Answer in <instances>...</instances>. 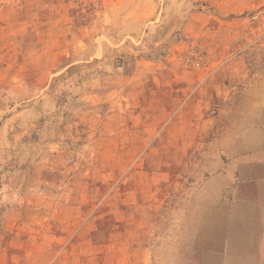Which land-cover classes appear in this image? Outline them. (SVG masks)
Returning <instances> with one entry per match:
<instances>
[{
    "label": "rangeland",
    "instance_id": "obj_1",
    "mask_svg": "<svg viewBox=\"0 0 264 264\" xmlns=\"http://www.w3.org/2000/svg\"><path fill=\"white\" fill-rule=\"evenodd\" d=\"M263 130L264 0H0V264L255 259Z\"/></svg>",
    "mask_w": 264,
    "mask_h": 264
},
{
    "label": "crops",
    "instance_id": "obj_2",
    "mask_svg": "<svg viewBox=\"0 0 264 264\" xmlns=\"http://www.w3.org/2000/svg\"><path fill=\"white\" fill-rule=\"evenodd\" d=\"M262 135H264V133ZM257 154H259V156L264 155V149L262 150V152H259V153L254 152L253 155L257 156ZM255 189H256V186H255ZM255 192L256 194H250L252 195V197H254V201H252V205L256 206L254 210L255 213L252 214L253 219L251 220L252 221L254 220L256 222V226L258 225L260 230H259V234L258 232H255L253 235L250 234L248 245H249V253L256 254V257L255 259L248 260L247 262H242L239 264H264V255H262L264 251H260V256L259 257L257 256V252H258L257 247L260 246V248H264V186L260 187L259 192L257 191V189L255 190ZM257 205L260 206L259 211L257 209ZM258 236H259V239H258Z\"/></svg>",
    "mask_w": 264,
    "mask_h": 264
}]
</instances>
